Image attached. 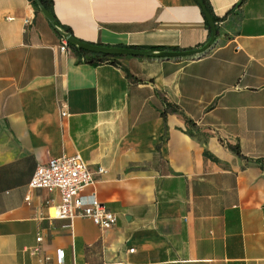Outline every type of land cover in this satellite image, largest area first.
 Masks as SVG:
<instances>
[{
  "label": "crops",
  "instance_id": "obj_1",
  "mask_svg": "<svg viewBox=\"0 0 264 264\" xmlns=\"http://www.w3.org/2000/svg\"><path fill=\"white\" fill-rule=\"evenodd\" d=\"M207 1L205 53L89 63L59 50L30 0H0V264H264V0ZM52 13L96 44L182 51L210 38L196 0H52ZM64 154L87 163L85 194L113 227L48 219L59 192L28 184Z\"/></svg>",
  "mask_w": 264,
  "mask_h": 264
},
{
  "label": "built area",
  "instance_id": "obj_2",
  "mask_svg": "<svg viewBox=\"0 0 264 264\" xmlns=\"http://www.w3.org/2000/svg\"><path fill=\"white\" fill-rule=\"evenodd\" d=\"M31 22V18L28 17L23 20L25 26L30 25ZM59 50L69 52L70 46L62 39ZM60 115L62 118L68 116L63 104L60 106ZM97 173L104 174L105 170L99 168ZM93 184L94 175L81 156L79 154H64L48 160L45 164L38 165L28 186L30 189L57 190L59 192L60 203L50 206L48 219L69 220L71 222L76 218H87L101 229L111 228L116 224L115 214L106 210L95 193L85 194V191ZM41 242L42 237L38 236L36 245L26 249L30 256L38 257L40 255ZM45 260L47 261L48 258ZM57 264H62L61 253L58 255Z\"/></svg>",
  "mask_w": 264,
  "mask_h": 264
},
{
  "label": "water",
  "instance_id": "obj_3",
  "mask_svg": "<svg viewBox=\"0 0 264 264\" xmlns=\"http://www.w3.org/2000/svg\"><path fill=\"white\" fill-rule=\"evenodd\" d=\"M33 3L39 8V12L45 17V19L50 23L53 29L63 38V40L78 49L88 51L90 53H97L107 56H146V57H158V58H171V57H185V58H194L207 51L212 44L214 43L217 28L213 16L205 6L203 0H196L201 12L203 13L209 27H210V38L209 40L201 47L191 50H182V51H155L152 49H139L131 48L127 46H118V45H99L96 43H90L83 40H80L72 35L71 32L63 30L53 18L49 10L41 3L40 0H32Z\"/></svg>",
  "mask_w": 264,
  "mask_h": 264
},
{
  "label": "trees",
  "instance_id": "obj_4",
  "mask_svg": "<svg viewBox=\"0 0 264 264\" xmlns=\"http://www.w3.org/2000/svg\"><path fill=\"white\" fill-rule=\"evenodd\" d=\"M31 3L35 6V8L37 9V11H39V8L33 3L32 0H30ZM41 3L49 10V12L51 13V15L53 16L54 18V15L52 13V0H40ZM205 6L207 7V9L209 10V12L211 13L212 15V12H211V9L209 7V3L207 0H203ZM213 16V15H212ZM215 17H213L214 19ZM64 30H68V28L66 27H62ZM69 45V44H68ZM99 45H106V46H110L108 44H99ZM74 51H76L77 53H80L82 55H85V54H88L90 55L89 58H84L87 62L89 63H99V62H102V61H112V62H115L116 61V58H118V56H107V55H101V54H97V53H90L88 51H84V50H81V49H78L77 47H74V46H71L69 45ZM127 47H131V48H138V47H133V46H127ZM141 49V48H139ZM229 149L231 151H233L234 153H236L237 155H240V152H239V149L237 147H232V146H229Z\"/></svg>",
  "mask_w": 264,
  "mask_h": 264
}]
</instances>
